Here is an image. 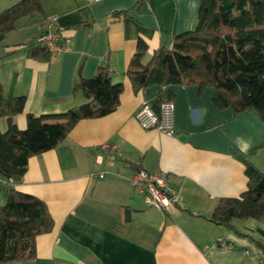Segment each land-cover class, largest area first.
Returning <instances> with one entry per match:
<instances>
[{"label": "crops", "instance_id": "1", "mask_svg": "<svg viewBox=\"0 0 264 264\" xmlns=\"http://www.w3.org/2000/svg\"><path fill=\"white\" fill-rule=\"evenodd\" d=\"M16 1L0 0V10ZM41 2L43 15L23 16L0 33L2 94L25 100L13 123L24 129L29 113L53 115L85 102L74 84L100 66L122 91L113 111L79 120L55 147L28 158L15 188L43 200L54 224L36 236L32 258L0 264H264V219L235 218L229 228L209 218L220 199L246 189V160L264 171L258 111L218 107L211 85L135 90L127 73L140 41L147 61L171 36L192 30L200 0ZM50 17L63 47L48 59L33 57L25 44ZM164 98L174 103L173 136L142 128L134 117L142 102L157 109ZM1 112L4 132L9 119ZM137 169L168 175L170 206L151 207L134 190ZM8 186L0 176V205Z\"/></svg>", "mask_w": 264, "mask_h": 264}, {"label": "trees", "instance_id": "2", "mask_svg": "<svg viewBox=\"0 0 264 264\" xmlns=\"http://www.w3.org/2000/svg\"><path fill=\"white\" fill-rule=\"evenodd\" d=\"M43 15L41 0H18L0 10V33L8 34L23 16ZM147 61L140 41L127 73L135 90L151 84L195 83L213 87V101L235 113L253 108L264 121V0H200L195 27L171 36ZM28 54L48 59L51 53L37 37L25 44ZM74 89L86 101L53 115L27 114L19 129L12 116L24 109V97L6 99L0 83V107L9 119L0 132V176L8 180L7 199L0 205V262L34 256L37 235L52 229L54 221L40 198L19 191L28 158L55 147L81 119L103 116L119 102L121 83H113L111 70L100 66L91 77L79 76ZM264 144V141L263 143ZM246 189L236 197L218 201L210 220L234 228L235 218L264 219V171L246 160Z\"/></svg>", "mask_w": 264, "mask_h": 264}, {"label": "built area", "instance_id": "3", "mask_svg": "<svg viewBox=\"0 0 264 264\" xmlns=\"http://www.w3.org/2000/svg\"><path fill=\"white\" fill-rule=\"evenodd\" d=\"M54 21L55 17L45 19L41 25L42 31L37 36V41L43 43L51 55L63 47L60 33L54 29ZM171 47L172 43L169 44V48ZM134 117L142 128H154L169 136L176 133L173 122L174 103L169 98L162 99L157 109L145 101L142 102L134 112ZM103 146L107 147L108 145L104 144ZM103 175V173L99 174L100 177ZM130 181L134 190L143 195L151 207L165 209L174 201L168 186V175L163 171L151 172L137 169L132 173Z\"/></svg>", "mask_w": 264, "mask_h": 264}]
</instances>
